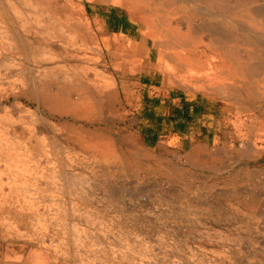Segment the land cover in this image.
Segmentation results:
<instances>
[{
	"label": "rangeland",
	"instance_id": "1",
	"mask_svg": "<svg viewBox=\"0 0 264 264\" xmlns=\"http://www.w3.org/2000/svg\"><path fill=\"white\" fill-rule=\"evenodd\" d=\"M243 9L239 46L264 65V0ZM50 65L22 66L19 90L0 98V264H264V171H126L114 156L130 122L107 103L95 118L86 69L104 64L55 42ZM14 100L21 111L4 109ZM251 114L264 120V101Z\"/></svg>",
	"mask_w": 264,
	"mask_h": 264
},
{
	"label": "crops",
	"instance_id": "2",
	"mask_svg": "<svg viewBox=\"0 0 264 264\" xmlns=\"http://www.w3.org/2000/svg\"><path fill=\"white\" fill-rule=\"evenodd\" d=\"M244 7L245 0H0V98L19 90L22 66L52 65L56 42L104 64L86 69L98 79L95 118L107 103L130 122L114 156L126 171L154 168L172 180L182 172L259 175L264 120L251 113L264 101V65L239 46ZM16 105L4 109L21 111Z\"/></svg>",
	"mask_w": 264,
	"mask_h": 264
}]
</instances>
